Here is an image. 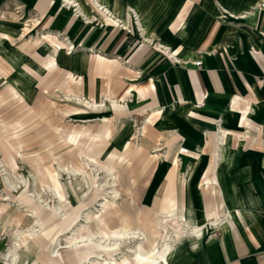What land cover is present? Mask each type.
Here are the masks:
<instances>
[{"label": "crops", "instance_id": "crops-1", "mask_svg": "<svg viewBox=\"0 0 264 264\" xmlns=\"http://www.w3.org/2000/svg\"><path fill=\"white\" fill-rule=\"evenodd\" d=\"M77 1L80 13L61 0H29L30 28L75 49L64 55L69 93L119 103L149 150L179 146L191 223L200 226L191 214L204 216L207 199L215 211L223 201L236 233L215 230L196 263L264 264V0H102L111 15ZM220 130L259 137L237 142L227 134L221 148ZM218 154L206 191L202 174Z\"/></svg>", "mask_w": 264, "mask_h": 264}, {"label": "rangeland", "instance_id": "rangeland-1", "mask_svg": "<svg viewBox=\"0 0 264 264\" xmlns=\"http://www.w3.org/2000/svg\"><path fill=\"white\" fill-rule=\"evenodd\" d=\"M73 1L82 12L79 2ZM85 2L91 6L89 0ZM29 19V0H0V198L8 199L4 203L0 199V215L4 208L17 204L21 210L30 211L32 205L22 202L26 195L41 207L37 225L29 215L17 226L0 223V264H22V258L27 264L131 263L139 251L153 247L154 228L162 238L169 236L170 245L177 247L184 234H178L174 218L178 209L171 198L172 190L167 193L170 184L166 180L173 177V188L181 191L186 159L179 154V146L164 150L153 144L149 150L143 130L134 129L125 115L118 113L122 107L115 101L100 100L88 108L67 100L74 95L67 84L72 78L65 75V82L63 74L67 69L64 55L70 50L58 45L59 56L54 53L30 28ZM133 25L138 26L136 21ZM47 64L51 67L46 68ZM85 131L92 134L91 138L83 134ZM224 134V143L227 134L234 135L237 142H254L259 137L249 130ZM167 140L164 135L162 144ZM216 156L202 174L200 186L206 191L215 183L205 181L202 185L206 171L209 178L216 174L220 163ZM42 168L50 172L57 189L50 182L39 184ZM110 207L115 210L107 218L110 229L121 227L125 217L130 218L129 213L139 214L141 227L133 225L123 236L91 237L100 226L104 209ZM224 207L221 200L213 218L233 222ZM167 216H172L171 222ZM191 217L196 224L205 225L201 212ZM230 228L236 233L235 227ZM215 230L213 238L220 235ZM210 237L205 235L199 253L191 251L190 246L182 247L173 254L170 264H200L196 263L197 256L208 253ZM40 243L42 249L38 251ZM88 246H93V253L74 263L70 252Z\"/></svg>", "mask_w": 264, "mask_h": 264}, {"label": "bare ground", "instance_id": "bare-ground-1", "mask_svg": "<svg viewBox=\"0 0 264 264\" xmlns=\"http://www.w3.org/2000/svg\"><path fill=\"white\" fill-rule=\"evenodd\" d=\"M61 1L63 3H65L66 5H69L71 7H74L76 10L78 9L77 11L80 13L78 6L76 5V3L73 0H61ZM89 2L91 4L92 8H95L101 14L111 15V13L109 12V10L107 8H105V7L102 6L103 5L102 0H89ZM46 44L49 45V49L52 48V50L54 51V53H56V54L59 53V49L57 47L52 46V45H50L48 43H46ZM43 45H41V47ZM68 50H70V52L72 53L73 50H75V49H73L71 47L70 49H67L66 51H68ZM71 53H69V54H71ZM49 66H50V64H47V67L46 68H48ZM67 100H70V101H72L74 103L83 104V105H85L88 108L91 107V105H95L96 104V103H91V102L87 101L85 98H83L81 96H75V95H71V96L67 97ZM142 133H143V131H142ZM83 134H85L88 138H91V136H92V134L89 133V131H85ZM72 135L73 134H71L70 137H72ZM224 135L225 134L220 130V134H219V138H218L220 144L219 143L218 144L221 146V148L225 144L224 141H223ZM129 151H130V149H129ZM5 152L6 151H4V153ZM215 158H217V162H220V159H221L220 154H218ZM5 159L7 160L6 157H5ZM215 161H216V159H214V163H215ZM40 170H41V172H39L40 173V178L39 179L37 178V181H39V184H42V185H45L46 186L48 184V182H50L52 184L51 186H53V188L55 189L56 186H55V183L53 181V178H52L50 172L47 169H44V168H42ZM208 175H210V174L206 171V173L204 175V182L206 181V183H207V181H210V180L215 179V178H213L214 176L216 177V174H214L211 177L212 178L211 179V178L208 177ZM180 182H181V186H183L184 176L182 177V179L180 180ZM168 185L169 186L167 188V193H168V189L170 187L171 190H172L171 198L174 197L173 204L178 209V215L175 216L174 218H175V220L178 221V223H176L177 226L179 227V230H180L178 234L180 236H182L184 234V240H183V242L182 243H179L177 245V247H172L170 245L171 242H172V239L169 236H166V235H163V238H162L158 234L159 232L157 231V229L154 228V232L153 233L151 232V235L152 236L154 235V238L150 242L151 246L153 245V247L150 248L149 251H146V252L145 251H143V252L142 251H139L134 256V260H132L131 263H126V264H170V259L172 258L173 254L175 252H177L178 250H180L182 247L188 245V246H190V249L191 250H195V249H197L199 247V245H200L199 243L202 242V240H203V238L205 237L206 234H208V235H210L212 237V234L211 233L216 228H217V230H220L221 231L222 236L223 235L225 236L226 231L227 232H230L231 231V228L230 227H235V223L234 222L228 223L226 221H224V222L223 221H220V220L217 221L216 219L213 218V217L216 216V212L213 209V206L211 205V203L208 201V199L206 200V205H205V207H206L205 214H204V217H205V225H203V226H197V225L191 223V221L185 215V211L183 209V202H182V194H181V191L180 190L176 191L173 188L174 185L171 184V182H168ZM8 187H12V186H8ZM173 192H174V195H173ZM37 194L39 195V192ZM93 198L94 197H92V200H93ZM0 199H1V201L3 203L6 202V201H8V199H6L5 197L4 198L1 197ZM22 202L23 203H26V204L32 205L31 206V210L30 211H28L27 209L25 211L24 210H21L20 204H17L13 208H9V209L8 208H4L3 213L0 215V223H2L4 225L5 224L14 223L17 226V225L21 224V222L24 221V216H28L29 215L30 217H33L34 216L33 217V220H34L33 222H34V225H37L39 223L38 217L40 216L39 210L41 208L38 205V202L31 203L28 195H26L23 198ZM114 212H115V210L112 209L111 207H110V209L109 208L106 209V210L104 209L103 214H102V217L99 219L100 226H97L96 227L97 229H96V233L95 234L94 233H91V235H90L91 237H94L95 235H100L103 238L104 237H109V235L123 236L124 234H126L125 232L127 231V229H129L133 225H136L137 227H141L142 221H141V218L139 217V214L138 215L137 214L134 215L133 213H129V214H131L130 218L128 216H126L124 222H122L123 224H120V225H122L121 227H119V226L116 225L114 228L110 229L109 224L107 222V218H108V215L110 213H114ZM236 214H237V216L239 218H241V215H240L239 212H236ZM165 218H168V221L169 222L172 221V216H167ZM216 223H217V225H216ZM31 226H32V224L30 225V229L33 231L34 229ZM154 227H156L155 224H154ZM138 230L139 229H137V231ZM28 236H32V235L28 234ZM22 238H23L22 239L23 249L25 250L27 248V245L25 244L26 243V239L24 238L23 235H22ZM191 242H193V243H191ZM175 243H177V240H175ZM33 244H35L34 239H33ZM156 245H158V247H156ZM92 248H93V246H90V247L88 246V247H84L81 251H78V252H76L75 250L71 251L70 253H71L72 257H73V262L75 261L74 263H77L78 261L84 260L86 257H88L89 255H91L93 253L91 251ZM41 249H42V244L41 243L40 244H37V250L40 251ZM146 256H148L147 259H146ZM23 259L24 258L21 259L22 264H27V263H25V261H23ZM14 260H15V258H12L11 259L12 262H14ZM143 260H145V262H142ZM123 264H125V263H123Z\"/></svg>", "mask_w": 264, "mask_h": 264}, {"label": "built area", "instance_id": "built-area-1", "mask_svg": "<svg viewBox=\"0 0 264 264\" xmlns=\"http://www.w3.org/2000/svg\"><path fill=\"white\" fill-rule=\"evenodd\" d=\"M194 66H196L197 68H199L201 66V62L200 61H197L194 63Z\"/></svg>", "mask_w": 264, "mask_h": 264}]
</instances>
